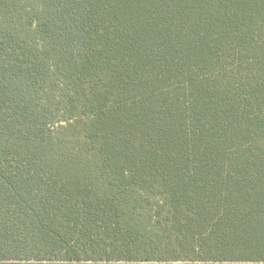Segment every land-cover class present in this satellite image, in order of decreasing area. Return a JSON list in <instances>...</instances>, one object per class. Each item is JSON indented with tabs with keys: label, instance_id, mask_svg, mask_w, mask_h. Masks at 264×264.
<instances>
[{
	"label": "trees",
	"instance_id": "obj_1",
	"mask_svg": "<svg viewBox=\"0 0 264 264\" xmlns=\"http://www.w3.org/2000/svg\"><path fill=\"white\" fill-rule=\"evenodd\" d=\"M0 264H264V0H0Z\"/></svg>",
	"mask_w": 264,
	"mask_h": 264
}]
</instances>
